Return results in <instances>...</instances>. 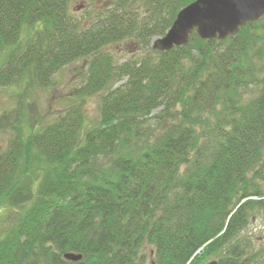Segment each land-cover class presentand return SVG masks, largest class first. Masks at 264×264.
Wrapping results in <instances>:
<instances>
[{"label": "trees", "instance_id": "trees-1", "mask_svg": "<svg viewBox=\"0 0 264 264\" xmlns=\"http://www.w3.org/2000/svg\"><path fill=\"white\" fill-rule=\"evenodd\" d=\"M144 1L141 17L112 0L84 24L71 0H0V88L22 89L0 112V207L20 210L0 264H264L244 234L264 213V16L158 52L151 39L193 0ZM124 40L149 54L116 59ZM78 61V102L28 123L27 92Z\"/></svg>", "mask_w": 264, "mask_h": 264}, {"label": "rangeland", "instance_id": "rangeland-1", "mask_svg": "<svg viewBox=\"0 0 264 264\" xmlns=\"http://www.w3.org/2000/svg\"><path fill=\"white\" fill-rule=\"evenodd\" d=\"M112 0H71L69 14L84 24L89 22L88 13L106 6ZM114 1V0H113ZM139 15L145 14L146 3L144 0H135ZM26 37V35H24ZM156 38L153 37L151 41ZM120 61L139 59L148 55L147 49L139 48L133 40H124L109 49ZM4 52L0 53V59ZM83 67L81 61L75 62L60 69L54 76V84L45 89H30L25 97V109L28 123L47 124L54 120L65 108L78 102L74 96L75 88L82 81ZM81 72V73H79ZM22 89L17 87L0 88V112L13 108L18 100V93ZM98 95L87 97L83 103L88 123L93 122L98 116ZM8 134L0 133V150L5 147ZM264 186V183H261ZM19 209H7L0 207V236L19 217ZM245 235H251L257 239V244H264V213H254ZM210 261V260H209ZM208 262V261H207Z\"/></svg>", "mask_w": 264, "mask_h": 264}, {"label": "water", "instance_id": "water-1", "mask_svg": "<svg viewBox=\"0 0 264 264\" xmlns=\"http://www.w3.org/2000/svg\"><path fill=\"white\" fill-rule=\"evenodd\" d=\"M263 16L264 0H193L178 10L164 35L151 41V49L166 52L184 46L192 33L202 40H224ZM62 257L70 262L81 260V254L75 252H65Z\"/></svg>", "mask_w": 264, "mask_h": 264}]
</instances>
